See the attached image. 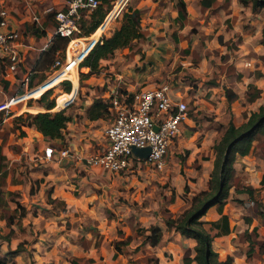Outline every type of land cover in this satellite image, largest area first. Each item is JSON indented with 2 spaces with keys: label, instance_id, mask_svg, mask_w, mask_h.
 I'll return each instance as SVG.
<instances>
[{
  "label": "rangeland",
  "instance_id": "rangeland-1",
  "mask_svg": "<svg viewBox=\"0 0 264 264\" xmlns=\"http://www.w3.org/2000/svg\"><path fill=\"white\" fill-rule=\"evenodd\" d=\"M17 1H19V11H23L24 1ZM185 3L188 21L184 23L174 20L176 16L174 0H129L127 6L132 4L140 9L141 26L149 34L144 39L133 42L130 48L117 49L110 61L106 60L102 63L100 73L92 74L84 80H80L79 77L74 98L65 108L70 116L74 115L77 120L83 119L82 123L88 130V138L91 135L99 136L103 134L104 128L111 119L105 116L94 122L89 121L90 119L84 118V108L101 90H105L106 93L115 84L121 82H125L126 86L132 90L162 82L168 83L176 96L184 95V101L188 102L189 116L195 122V126H192V130L189 131L191 134L194 131L192 137L187 133L182 142L181 136L178 135V138L176 137L170 143L165 165L161 170L152 166H132L119 172H109L88 166L82 156L62 158L56 165L54 162L58 160L44 159L43 151L38 148H33L32 154L27 156L26 153L30 151L26 152L25 148L14 143L17 131L12 128L10 120L5 122L1 120L0 174L3 172L4 190L1 192L0 199V235L1 232L7 233L8 229L4 228L6 218L13 215L11 238H14L9 245L7 244L10 247L7 246V249L16 248V243L20 241L22 245L20 251L27 250L28 253H23L25 255L23 259L17 256L16 264H70L72 253L67 248L74 241H81L82 245H85L83 236H78L79 231L76 229L78 223L82 224L86 219L89 223L93 222V226L101 221L104 222L101 227L102 236H105V240H108L110 244L115 241L114 236L124 239L126 235L124 233L119 235L118 229L123 226L128 227L131 230L128 235L131 238L128 244L131 249L126 251L122 246L123 254L119 259H112V261L108 260L106 252L100 255V258L87 262L84 256L73 255L79 261L83 259L80 261L81 264H152L143 260L145 256L154 255L144 253L142 237L133 233V226L141 227L148 225L149 222L159 221L165 209L174 215L180 212L186 205V199L183 197H186L183 191L185 182L188 184V196L191 192L205 187L212 167L211 160L214 157L212 146L223 132L228 119L235 116V121L240 123L252 111L248 107L241 109L245 103L243 100L246 101L244 94L241 98L237 96L233 100L238 101V105L232 112V109L230 110L228 105L226 107L224 104L221 87L229 84L241 91L245 85L253 84V74L261 73L264 76V52L262 49L257 51L253 48L254 46H251L252 40H257L258 34L253 28L256 29L261 23L263 13L253 18L248 8L240 7L235 2L230 7L218 10L202 8L199 0H185ZM1 4L3 3L0 2V6H4ZM231 13L235 14L234 18L231 17ZM119 22L120 18H116L110 29L117 26ZM39 44L40 42H35V46ZM151 49L153 51H150ZM38 52V49H27V52L21 53L19 67L9 74V77H17L13 85L4 77L6 66L0 65V103L23 92L24 89L29 90L35 87L33 90H36L53 74L54 58L61 54L54 53L49 57L43 54L37 61ZM247 59L253 60L249 71L248 67L242 66V62ZM241 68L243 74L239 70ZM25 72H31L26 83L23 76ZM32 74L34 75L31 78ZM239 74L244 77L241 79ZM69 75L73 77L71 73ZM228 77L232 78L231 80L240 79L237 81L241 82V86H237L232 81L229 82ZM61 80L49 87L51 93L48 100L53 98L55 102L57 95L68 92L62 89ZM209 81L217 87L210 89L209 86L213 85L208 84ZM72 84L70 81V90ZM253 85L256 87L255 84ZM258 89L261 90L259 87ZM34 94L40 93L34 91L32 95ZM38 97L32 96L18 102L15 107L3 113L2 119L16 110L45 111L46 104L38 102ZM257 104L256 102L255 105ZM196 128L209 129L208 134H211L212 139L208 143L199 144V140H196L198 132ZM258 139H264V135L257 137L252 142V147ZM78 141L83 142V139ZM101 148V144L91 142L84 154L92 153L97 149L101 150ZM6 150L19 154L17 159H10V165L1 152ZM247 154L261 162L258 167L263 171L264 157L259 149L251 148ZM256 155H260L261 160L256 159ZM205 157L207 159H204ZM236 166L233 185L223 210L233 224L231 238L227 236L228 251L238 253L248 247V242L245 240L248 234H244L245 226L248 225L245 217L251 219L247 232H251L249 236L253 238L254 246L264 243V221L258 215V208L264 210V187L259 184L257 172L247 171L244 168L242 170L240 163ZM8 174L12 176L11 184L19 185V189L12 191L6 189ZM237 176H240L238 181L240 186L250 185L254 188L252 198L246 192H239L236 189ZM78 180H82L81 185L77 184L74 188L71 184ZM48 188H52L51 194H58L61 188H65L66 191H70L71 199L66 198L67 204L59 200L53 203L51 202L53 194L48 196ZM22 191L27 197L26 200L21 195ZM20 199L24 201L20 202ZM13 200H19L21 204L26 205L24 215L18 216V212L13 211L15 207ZM178 204L181 205L177 208ZM32 214H35L34 217ZM215 215L217 216L215 208L210 207L203 218L211 220ZM253 219L257 220L258 231H253L249 227ZM164 230L168 231L167 228ZM54 235H61V237L55 246H52ZM0 242H3L1 237ZM222 242L227 241L222 239L220 243ZM256 247L250 262L255 263L261 257L256 253ZM5 249V245H2L1 252ZM125 252L128 254L126 255ZM193 253L191 249V255ZM62 257L65 258L66 263L58 261Z\"/></svg>",
  "mask_w": 264,
  "mask_h": 264
},
{
  "label": "trees",
  "instance_id": "trees-1",
  "mask_svg": "<svg viewBox=\"0 0 264 264\" xmlns=\"http://www.w3.org/2000/svg\"><path fill=\"white\" fill-rule=\"evenodd\" d=\"M114 0H99L98 5L90 12H84L79 20V25L82 29V33L88 34L93 31L99 21L102 19L105 12L110 8ZM129 0H127L124 8L117 18H120V22L117 26L110 29L109 32L103 36L101 42L96 43L85 57L81 60L80 65L87 66L89 70L86 73H80V80H84L92 74H98L102 70V60L111 58L115 51L120 48H130L133 42L139 41L146 37L147 32L145 28L141 26L140 9L134 5L127 6ZM231 0H199L202 8L208 10L225 9L230 4ZM236 2L242 6L250 7L252 12H257L264 8V0H236ZM174 7L176 10L175 21L187 22L186 16V3L185 0H174ZM55 11H51L48 15L41 19L40 24H23L21 29L24 34L34 35L39 37L45 34V26L48 22V28L53 30L54 28V15ZM52 21V22H51ZM30 31V32H28ZM67 39L60 37L57 34H53L46 45L41 55L52 56L54 53L62 55V49ZM259 42L264 46V22L261 26V33ZM40 59V56L39 58ZM37 59V61H38ZM52 60V58H51ZM8 59L0 57V65L8 66ZM68 75V73H64ZM34 74L31 75V78ZM61 80L59 76H52L43 86L42 89L48 85H53ZM31 83V80H30ZM62 89L64 91L70 90V81H60ZM77 84V83H76ZM208 84H214L210 82ZM47 85V86H46ZM126 83L121 82L119 88L121 91H125ZM51 88L45 89L37 98L38 102L45 103V111L29 112L24 111L14 115L11 119L12 128L18 129V135L23 136L26 134L23 126H33L44 137L48 138V142L58 147L65 146V128L67 123L71 120L70 114L66 113V109L51 111L50 108L54 105V99L48 97L51 93ZM71 92V91H70ZM63 92V93H70ZM107 93V91H106ZM105 93V90H101L98 95L91 98L90 103L84 108V115L87 119L96 120L102 119L108 116L109 119L114 117L113 110L109 107V97ZM223 93L228 103L237 98V94L228 87H223ZM61 94V93H60ZM59 94V95H60ZM260 90L253 84H249L246 92V101H252L258 97ZM57 95V97L59 96ZM56 97V99H57ZM3 110L0 111V123L3 117ZM260 135H264V104L258 106L256 110H252L247 115L246 119L240 124L236 125L231 119L228 120L227 125L220 134L218 140L213 144V160L212 167L209 172L208 179L205 187L192 192L188 196V184L185 182L183 191L186 194V205L177 214H172L169 210L165 209L162 215V221L168 231H176L181 236L192 238L195 243L192 247L194 253L191 255V248L188 246H182V254L180 258V264H230L232 262V256L227 255L221 259L218 253L212 248V239L215 235L225 234L229 232V224L227 214L223 212V206L229 196V191L235 176V169L233 163L237 156H243L247 154L250 149H259L260 154L264 157V139H258L252 147V142ZM258 156V157H257ZM260 155H256V159H259ZM1 157V155H0ZM235 180V187L239 192H246L250 198L253 197L254 188L250 185H242L238 182L240 176H237ZM3 172L0 174V199L1 192L4 190L3 186ZM259 184L264 187V169L259 179ZM55 200V199H54ZM15 207L14 212H18V216L25 214V207L17 200H13ZM257 204V203H256ZM210 206H215L216 212L219 214L216 220H205L203 215L206 213ZM258 215L262 221H264V210L258 208ZM13 215H9L6 218L7 233L1 232L0 237L5 242H9L11 235L13 234V228L11 223L13 221ZM246 218V222L250 223L251 219ZM133 233L141 235L142 243H148L150 246L163 243L162 229L154 223L148 226H133ZM256 226L252 227L255 231ZM247 233V231H244ZM247 237V236H246ZM130 237L126 236L124 239H117L113 241L114 255L117 252L123 253L122 246L130 241ZM248 247L245 250V256L247 259L252 257V253L256 246L250 237H247ZM85 247V245H84ZM257 254L264 253V243L257 244ZM22 250V245L19 242L14 249H7L1 252L0 242V264H15L13 255ZM127 251V249H125ZM127 255L128 253L125 252ZM259 264H264V258ZM146 263L157 262L155 256H145ZM80 261H83L81 259ZM79 259L75 257L70 259L71 264H81ZM256 264V263H250Z\"/></svg>",
  "mask_w": 264,
  "mask_h": 264
},
{
  "label": "built area",
  "instance_id": "built-area-1",
  "mask_svg": "<svg viewBox=\"0 0 264 264\" xmlns=\"http://www.w3.org/2000/svg\"><path fill=\"white\" fill-rule=\"evenodd\" d=\"M98 2L99 0H65V6L54 12L55 23L51 36L57 34L67 41L62 49V55L54 58L52 64L54 71L50 77L59 76L63 80L71 81L64 73L73 74L74 71L78 82L80 73L89 70L87 66L80 65L81 60L109 32L112 22L121 13L127 0H114L94 30L84 34L79 25L81 15L90 12ZM37 19L36 16L31 17L33 21ZM20 38V32L9 21L8 11L0 8V57L8 59L7 69L10 72L21 62L22 52L17 46ZM29 73L24 76L25 83ZM34 88L24 89L23 92L1 102L0 111L7 112L18 102L32 97ZM76 89L77 85L73 88L72 84L70 91H74L73 96L60 104L55 99L50 110L65 109L73 100ZM171 91L172 87L165 82L134 90L126 87L125 91L120 90L118 83L110 88L106 94L114 117L103 130L104 143L101 150L97 149L83 155L85 163L109 172H119L132 166H152L161 170L165 165L170 143L179 135L182 124L190 118L188 102L184 101L183 97L173 98ZM132 146H148V156L144 158L134 155ZM42 151L43 158L47 160H60L72 156L68 147H57L50 143H47Z\"/></svg>",
  "mask_w": 264,
  "mask_h": 264
},
{
  "label": "crops",
  "instance_id": "crops-1",
  "mask_svg": "<svg viewBox=\"0 0 264 264\" xmlns=\"http://www.w3.org/2000/svg\"><path fill=\"white\" fill-rule=\"evenodd\" d=\"M13 1H15V3H13ZM22 1H24V3H25L23 11H19L20 6H18L19 5L18 4L19 1H17V0H0V2L3 3L1 5H4V6H0V8H5L8 11V13H9V21H10L11 25L13 27H16L17 31L20 32V34H21V38L19 39V41L17 43L18 50L20 52H24V51L27 52V49H31V50L38 49L39 50V52H38L39 55L37 54V56H38L37 59H38L39 56L42 54L41 52L44 49H46V45L49 43V39H50L51 32H52V30L50 28H48L49 23H47V25L45 26V34L41 35L39 37H35L33 35H30V34H24V32H27V31H23L20 27H21V25H23L25 23L32 24L33 22H35V24L36 23L40 24L41 19L46 17L48 15V13H51V11H56L58 9L63 8L65 6V0H22ZM233 2L237 3L236 0H231L230 4L228 6L230 7ZM238 5L240 7H246V8L249 9V12H252L250 10V7L242 6L240 4H238ZM262 13H263V17H262L263 19H262L261 23H259V25L256 27V29L251 27V28H253L255 30L256 33H258L257 36H256L257 40L253 39L252 43H251V46H254L253 48L256 49L257 51L262 49V51L264 52V46L259 42V37H260V33H261V26H262V24L264 22V8L260 9L257 12H252V17L256 18V16H260ZM175 14H176V11H175ZM230 15H231L232 18L235 17V14L231 13ZM32 16H36L38 18L37 21L31 20ZM40 27H41V24H40ZM147 35H146V37H147ZM24 39L26 40L25 43H24ZM36 41L40 42V44L38 46H35V42ZM150 51H153V50L151 49ZM106 60L108 62V61H110V58L109 59H104V60H102V62L105 63ZM252 65H253V60L252 59H247V60H245V62H242V66L243 67H248V71H249V69H251L250 67H252ZM18 67H19V65H18ZM239 70L241 71L242 68L239 69ZM27 73L28 72H25L23 74V76H25ZM30 73H29V75H30ZM9 74H10V71L6 68L4 77H5L6 80H8V82L11 83V85H13V81H16L15 79H17V77H15V76L9 77ZM242 74H243V72H242ZM72 75H73V77L70 76L69 74L67 76H68V78L71 79V81L73 83V88H74L77 85L76 84L77 80L75 81V79H77V78H76V74H75L74 71H73ZM253 76H254V79H253L254 81L252 83L255 84L257 88L259 87L261 89L260 90V94H259L258 97L254 98L252 101H247L246 102L245 100H243L245 103H244V107L242 106L241 109H244L245 107H248L251 110H256L259 105L264 104V76H262L261 73L260 74L258 73V75L253 74ZM239 77L242 79L244 76L240 75ZM49 79H47L45 82H43L42 85L39 86V88H37L36 90H33V92L36 91V92H39L41 94L46 88H49V87L53 86L54 84L53 85H48V86L46 85L47 87L42 89V86ZM231 79H230V77H228V81L229 82L232 81L237 86H241L240 85L241 82L237 81V80H240V79H234L235 81L231 80ZM216 81H218V79ZM247 85H245L244 88H243V86L241 88L246 90V86ZM209 87L211 89V88H214V87L216 88L217 86L213 85V86H209ZM226 87H228L231 90H233L237 94V96H240V98L242 96H244V94H245V90L243 91V89L241 91H238L236 88H234V86H231L229 84H228V86L226 85ZM221 90H222L224 104L226 105V107L228 105V108H230V110L232 109V112H233L234 107H236L238 105V101H232V102L228 103L226 101V98H225L224 93H223V87H221ZM73 92L74 91H71L70 93H61L56 99L57 103L60 104L66 98H69V97L73 96ZM35 94L31 95V96H33V97L40 96V94L39 95H35ZM171 95H172L173 98H175V97H183L184 98V95H181V94L179 96L178 95L176 96V94L174 93L173 89L171 91ZM233 102H236L237 104L235 105ZM256 102L258 103L257 105H255ZM246 103H248V104H246ZM18 113H21V111H19V110L12 111L10 114L5 116L2 120L4 122L6 120H8V121L10 120V122H11L12 117L14 115L18 114ZM85 117L86 116H84V118ZM85 119H87V118H85ZM82 120L83 119L77 120L76 117L73 115L71 117V120L67 123L66 128H65V140H63V141L66 142V144H65L66 147H68V149L72 153L71 157H75V158H80L81 156L83 157V155H86L88 152L86 154H84V152H86L87 147L90 145L91 142H93L94 144H101V145L104 143L103 142L104 139H103V134L102 133L99 136H97V135H93L92 136L91 135L90 138L87 137L88 130H86V128L84 127V124L82 123ZM231 120L233 121L234 124L238 125L237 123H239V122L235 121L236 120L235 116H234V118H233V116H231ZM89 121L94 122V121H97V119L96 120H89ZM226 125H227V123L225 124V126ZM192 126H195V122L192 121L191 118H189L187 122L182 124L181 129H180V133H179V137L181 136L180 138H181L182 142L184 140L183 137L186 136L187 133H189V131L192 130ZM225 126H224V128H225ZM83 128H85V130H83ZM23 129L26 132V134L23 135V136H19L18 135V129H16V128L14 129L15 131H17L16 132L17 133L16 134V139H15L14 143H18V145L21 148H23V149L25 148L26 152H27V150H29L30 152H27V153L25 152L27 154V156L32 154L31 150L33 148H38V150L39 149L43 150V147L47 143H49L48 142V138L44 137L33 126H23ZM196 129H198V128H196ZM208 130L198 129L196 140H199L198 141L199 144L200 143H208L212 139L211 136H210L211 134L210 135L208 134ZM210 131L214 132L213 130H210ZM193 132H192V134L189 133L190 137L193 136V134H194ZM80 139H83V142L82 141L79 142L78 140H80ZM90 139H92V141H90ZM1 142H2V138H0V145H1ZM79 143H81V144L79 145ZM34 146H36V147H34ZM1 152H2L3 155H5V161L6 162L8 161L9 165L11 163L10 159H17L19 157L18 153H11L10 150H6L4 152L1 151ZM42 157H43V153H42ZM204 159H207V157H205ZM259 160H261V159H259ZM60 161H61V159L58 160V161H55L54 163L56 165H58L57 162H60ZM66 161H63V162H66ZM239 163L241 165L242 170L244 168V170H247V171H254L255 173L257 172L258 175H259V178H258V181H259V179H260V177H261V175L263 173V171L258 167L259 163H261L260 161H256L255 157L250 155V154H245L243 156H237L236 157V159H235V161L233 163L234 169L237 168L236 164H239ZM211 164H212V160H211ZM81 181L82 180H78L76 183H73L71 185L74 188H76L77 184L81 185ZM11 182H12V176L10 174H8L7 177H6V189L7 190L12 191L14 189H16V190L19 189V185H13V184H11ZM72 186H71V188H73ZM51 191H52V188H48L47 189L48 196H51L53 194L51 196V202H53V203H56L59 200V201H62V202L67 204L68 199L66 200V198L69 197V199H71L70 198V194H69L70 191L69 192L66 191L65 188H61L59 190L58 194H55V193L51 194ZM67 192H68V194H67ZM21 195L23 196L24 200H26L27 197H26V195L24 194L23 191L21 192ZM24 200L20 199V202L24 201ZM46 202H49V201L46 200ZM22 205L24 207H26L25 204H22ZM179 205H181V204H178L177 208L179 207ZM210 207H214L215 208V206H210ZM210 207L208 209H210ZM208 209H207V211H208ZM223 209H224V206H223ZM25 210H26V208H25ZM27 211H28V209H27ZM207 211H206V213H207ZM215 211H216V209H215ZM223 212H224V210H223ZM206 213L203 215V217L206 215ZM224 213L227 214L226 212H224ZM35 214H32L33 217H34ZM218 216H219V214L217 213V216L215 215L211 220H216L218 218ZM227 217H228V224H229V232L225 233V234L215 235L213 237V239H212V248L218 253L219 258H221V259L225 258L227 255H231L232 256V262L230 264H250V263H253L252 261L250 262V259L246 258V256H245V250L246 249L243 250V251H239L238 253H235L236 251H232V250L228 251V238H227V236L228 235L229 236L232 235L231 232H232V229H233V224H231L230 217L228 216V214H227ZM91 219H94V218H91ZM205 220H207V219H205ZM102 222L103 221L99 222L95 226H93V222L89 223L87 221V219H86V221H83L82 224L78 223V228L76 229V231H79L78 232L79 233L78 236H80V235L83 236V238L85 240V245L87 244V247L85 248L84 245H82L81 241H78V242L74 241V243H72V244L70 243L69 247L67 249H68V251H70L72 253L71 254L72 257H74L73 255H75L76 257L77 256H84V258L86 259V262H87L89 260L91 261L94 258H100V255H103L104 252H106L107 256H108V260L112 261V259H116V258L119 259V257L123 253L117 252L114 255L115 251H114V247H113V244H112L113 241L110 244L109 242H107L108 240H105V236H102V228H101L102 227ZM154 223L158 224L161 227V229H162L163 234H162V239L161 240H163V243L157 244L155 246H150L148 243H143L142 250H144V253H147V254L151 253L152 255L157 257V262H154L152 264H180V255L182 254V249H181L182 246L185 245V246H188V247H190L192 249L195 241L192 238H187V237L181 236L176 231H173V230L165 231L164 229L166 227L164 228L165 225H164V223L162 221V217H160L159 221H156V222H153V223L149 222V224H154ZM246 224L249 225V223H246ZM148 225H144V226H148ZM248 225L245 226L244 231H247ZM253 226H256L255 230L258 231V229H257V220L256 219H253L252 225L249 226V227H251V230H252ZM249 232L246 233V235L248 234L247 237L251 233V232L250 233ZM118 233H119V235L121 233H124V235L128 236L131 233V230L128 229V227L123 226L120 229H118ZM60 237H61V235H54L52 237V240H53L52 246H55V243L57 242L58 239H60ZM247 237L245 238V240H247ZM13 238L14 237H12V238L10 237L8 243L5 242V241H3L1 243V246L5 245V247H6V249L4 251L7 250V246L9 245V243L11 242V240ZM114 238H115V240L116 239H122V238H118V236L117 237L114 236ZM229 238H231V236ZM222 239H224L227 242L220 243ZM16 241H18V240H16ZM19 242H17L16 244H18ZM34 242H37V241H34ZM129 242L130 241H128V243L123 246L127 250L131 249L130 246L128 245ZM218 242H219V244H218ZM256 251H257V248H256ZM23 253L24 254H28L27 250H24V252L18 251L15 255H13V260H14L15 264L17 263V258H16L17 256L18 257H22V259H23V257H25V255ZM261 256L264 258V253H262ZM90 257H92V258H90ZM58 261L65 262L66 260H65V258L62 257ZM261 261H262L261 259H258V261L255 262V263L259 264Z\"/></svg>",
  "mask_w": 264,
  "mask_h": 264
},
{
  "label": "water",
  "instance_id": "water-1",
  "mask_svg": "<svg viewBox=\"0 0 264 264\" xmlns=\"http://www.w3.org/2000/svg\"><path fill=\"white\" fill-rule=\"evenodd\" d=\"M132 153L136 156L139 157H147L149 154V147L148 146H143V147H136V146H132L131 148Z\"/></svg>",
  "mask_w": 264,
  "mask_h": 264
}]
</instances>
